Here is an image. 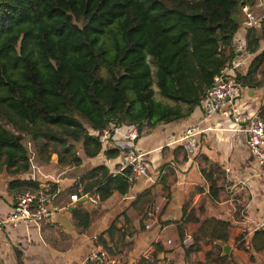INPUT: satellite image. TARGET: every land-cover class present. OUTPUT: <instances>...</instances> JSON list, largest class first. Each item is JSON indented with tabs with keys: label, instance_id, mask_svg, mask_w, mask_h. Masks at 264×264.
Listing matches in <instances>:
<instances>
[{
	"label": "trees",
	"instance_id": "1",
	"mask_svg": "<svg viewBox=\"0 0 264 264\" xmlns=\"http://www.w3.org/2000/svg\"><path fill=\"white\" fill-rule=\"evenodd\" d=\"M252 4L253 0H0V113L18 132L60 146L59 165L78 166L76 148L85 158L99 156L100 134L108 127H154L181 120L199 107L213 78L233 58L241 7ZM247 38L253 54L260 41L264 43V22L248 31ZM263 56L264 52L237 82L252 81L255 64ZM153 84L172 105L154 100ZM0 163L13 168V175L30 169L21 137L1 125ZM129 176L128 170L111 177L104 167L94 169L87 175L91 183L84 194L94 188L100 201L114 191L125 194ZM8 189L21 193L40 187L13 180ZM73 217L77 227H88L86 213L75 211ZM185 251L188 254L190 248Z\"/></svg>",
	"mask_w": 264,
	"mask_h": 264
},
{
	"label": "crops",
	"instance_id": "2",
	"mask_svg": "<svg viewBox=\"0 0 264 264\" xmlns=\"http://www.w3.org/2000/svg\"><path fill=\"white\" fill-rule=\"evenodd\" d=\"M249 6L261 13L256 0ZM247 33L242 28L237 33L246 47ZM263 52L260 41L242 77ZM255 68L252 81H238L231 104L248 116L261 112L264 117V56ZM182 110L187 112V106ZM202 118L201 102L181 120L140 128L135 149L144 155L142 163L153 181L137 176L125 194L114 191L105 201L93 188L86 194L98 207L79 199L77 188L80 185L84 194L91 183L87 175L100 167L111 177L124 175L126 142L113 135L99 156L77 154L78 166L59 165L57 158L44 164L50 176H59V183L55 178L37 182L48 188L49 207L59 212L72 208V229L65 230L55 218L39 225L5 226L0 229V264H89L86 258L97 247L117 264H134L146 254L153 261L139 264H264V171L248 152L244 136L231 131L229 108L208 120L206 125L214 131L197 137V150L188 159L174 142ZM105 151L115 155L107 158ZM6 177L0 174V219L15 206L17 192L10 191L8 183L32 181L27 172ZM242 181L245 188L236 186ZM75 211L89 216L85 230L77 227ZM186 234L193 240L188 254L181 246ZM223 246L228 247L225 253Z\"/></svg>",
	"mask_w": 264,
	"mask_h": 264
},
{
	"label": "built area",
	"instance_id": "3",
	"mask_svg": "<svg viewBox=\"0 0 264 264\" xmlns=\"http://www.w3.org/2000/svg\"><path fill=\"white\" fill-rule=\"evenodd\" d=\"M256 1L261 9L260 14H256L248 5L241 7L240 11L243 20L240 28H242L243 31L259 28L260 24L264 22V0ZM231 46L233 58L213 78L212 85L205 92L202 100L203 118L194 127L186 129L182 136L174 143L181 145L188 159L192 158L197 150V137L203 133L214 131L212 126L206 125L208 120L220 111L229 108L230 117L234 124V128L231 131L235 134L244 136L248 152L254 157L258 166L264 171V117L261 112L248 116L231 104L236 89L239 86L237 77L243 76L242 72L246 70L249 61L253 58V54L248 51L244 41L237 35ZM113 135L116 136L117 139L128 144L125 153L124 169L130 171V176L128 178L129 183L137 176L146 177L152 182L151 176H149L142 163L144 155L135 149V143L139 137V128L136 126H129L123 129L114 127L106 128L100 134V141L104 148L108 143V139ZM29 166L30 168L33 166L31 165V161H29ZM33 169L35 168L33 167ZM32 181L38 183L37 179L35 180L34 177ZM53 182L59 183L58 179H54ZM236 186H240L241 188L246 187L244 181L238 183ZM77 192L79 194V199H88V195L83 194V189L80 185L77 188ZM88 200H90L92 205L98 207L99 203L96 199L89 198ZM51 201L52 197L47 187L46 189L40 187V190L37 192L27 190L16 193L14 209L12 213L0 219V229L5 226L16 227L18 224H24L25 226L39 225L53 220L56 213L60 210L49 207ZM147 217L150 218L151 213H147ZM146 228H148V226H146ZM192 242V236L186 234L182 238L181 246L184 250H187L192 245ZM140 260L150 263L153 261L148 254L143 255ZM85 262L89 264H117L112 256L101 247L94 249L87 256ZM139 262L134 264H139Z\"/></svg>",
	"mask_w": 264,
	"mask_h": 264
},
{
	"label": "rangeland",
	"instance_id": "4",
	"mask_svg": "<svg viewBox=\"0 0 264 264\" xmlns=\"http://www.w3.org/2000/svg\"><path fill=\"white\" fill-rule=\"evenodd\" d=\"M237 18V17H236ZM243 20L242 15H239V22ZM148 63L151 68L152 75L154 76L155 68L152 65V62L150 58H148ZM152 89L154 91V100L157 102H161L163 104H171L167 100L163 99L159 95V91L155 84H153ZM172 105V104H171ZM0 125L5 128L7 131L13 133L14 135H19L21 137V144L25 148L28 154V159L31 161V165H33L27 173H30L31 178L40 179L43 181L51 180L53 178L60 179L59 176H50V172L46 170L47 168L45 165H50L52 159L58 160V153L61 151L60 146H54L51 141H49L46 138L40 137L37 139H34L32 137V134H29L27 131L18 132L10 123H8L5 119L3 114L0 113ZM39 128V127H38ZM45 129V128H44ZM77 147V146H76ZM77 154L81 156V151L76 149ZM54 161V160H52ZM33 167L35 169H33ZM51 170V168H50ZM13 171V168H6L5 166H1L0 163V174L3 175V177L7 178L6 175L10 178L13 176V174H10V172ZM41 177V178H40Z\"/></svg>",
	"mask_w": 264,
	"mask_h": 264
},
{
	"label": "water",
	"instance_id": "5",
	"mask_svg": "<svg viewBox=\"0 0 264 264\" xmlns=\"http://www.w3.org/2000/svg\"><path fill=\"white\" fill-rule=\"evenodd\" d=\"M72 208H67L63 212H58L55 215V220L65 229V230H71L72 226L69 222V214H71ZM224 250V253L227 251L228 247H222Z\"/></svg>",
	"mask_w": 264,
	"mask_h": 264
}]
</instances>
